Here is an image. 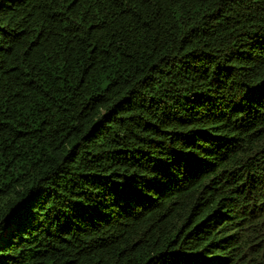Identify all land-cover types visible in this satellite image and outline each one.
<instances>
[{
	"label": "trees",
	"instance_id": "16d2710c",
	"mask_svg": "<svg viewBox=\"0 0 264 264\" xmlns=\"http://www.w3.org/2000/svg\"><path fill=\"white\" fill-rule=\"evenodd\" d=\"M0 264H264V0H0Z\"/></svg>",
	"mask_w": 264,
	"mask_h": 264
}]
</instances>
